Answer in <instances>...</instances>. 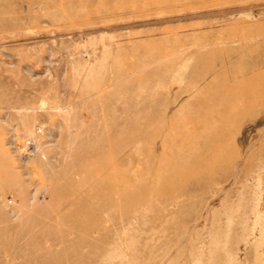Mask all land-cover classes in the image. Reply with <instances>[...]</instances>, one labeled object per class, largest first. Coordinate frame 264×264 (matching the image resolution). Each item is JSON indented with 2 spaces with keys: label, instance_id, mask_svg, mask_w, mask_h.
<instances>
[{
  "label": "rangeland",
  "instance_id": "1",
  "mask_svg": "<svg viewBox=\"0 0 264 264\" xmlns=\"http://www.w3.org/2000/svg\"><path fill=\"white\" fill-rule=\"evenodd\" d=\"M0 7V169L50 190L12 238L73 234L38 244L55 264H264V0ZM34 129L53 169L18 152Z\"/></svg>",
  "mask_w": 264,
  "mask_h": 264
},
{
  "label": "bare ground",
  "instance_id": "2",
  "mask_svg": "<svg viewBox=\"0 0 264 264\" xmlns=\"http://www.w3.org/2000/svg\"><path fill=\"white\" fill-rule=\"evenodd\" d=\"M5 4L9 5L10 3L7 4V2H6ZM10 7H11V5H10ZM4 24H7V23L0 21V27L3 26ZM29 122H30V120L25 122V127L27 128V130L28 129L30 130V128H31ZM36 130L34 129L33 134L30 133V134H32L31 137L29 138L30 141H27L25 144H19L18 145L19 146L18 152L20 153V155H23L25 153L24 152L25 151L24 150L25 145H26V149H27V146H29L28 149H32V151L37 152V155H35V157H34V159H32V161L36 162L37 159L38 160L41 159L42 161H45L46 169L49 167L51 169H53L52 168L53 167L52 162H50L48 160L49 159L48 158V149H44V148L40 149V145H36L34 143V141L37 140V136L34 134V132ZM26 153H25V157L27 155ZM50 160H52V158H50ZM27 167H28L27 165L25 166L21 163H18V166L13 164V168L11 165L9 167L8 171L3 170V172H1V169H0V176H1V174H3V176H2L3 178H7V174H9V177H10V175L15 176L18 180V182L16 181L13 185H6L3 182H1L2 180L0 179L1 180L0 181V187H1L0 188V264H29L32 262V260L29 258L26 259V257H24V255L29 253V252L35 254V258L33 259L35 261L37 258V259H40L42 261H47V262H49V264H55L57 262L58 258H60V255L57 252L50 253V254H46V253H43V254L39 253L38 254L37 251L40 249V248H38V244L42 243L41 241H45L46 243L44 246L56 245L55 243H58L57 241L63 242L66 240L67 237L68 238L73 237V234L72 235H66L64 237L61 236V237H58V239H57V237H48V236L45 237V235L43 233L38 234V233H35L34 230L30 229L29 230L30 237H28L24 241L21 239L12 238V235L11 234L9 235V233L11 231H15V229H18L21 225L24 224V220H20V221L16 222L15 221L16 216L17 215L24 216L25 213L28 211V208H29L28 205H30V202L34 206L35 205L34 203H36L35 200L38 199V195L42 194L43 198L45 199L46 196L50 192L48 187H45L42 189V187H40V186L39 187L36 186V188L33 187L32 188L33 192H31V186H34V181L32 179L28 180L27 178H24L28 174L27 172L24 171L25 170L24 168H27ZM5 189H14V190L16 189V192H18L17 193L18 195L14 194L13 196H11V198H9V197H7V195L4 191ZM30 193H31V198L29 197ZM78 202L79 201H77V203ZM83 203L85 204L84 207L89 211L90 210L89 203L88 202L87 203L83 202ZM71 208H73V204H72ZM71 208L69 207L68 209H71ZM94 209H95V207H92L93 211H94ZM102 210L103 209L101 207L97 209L98 212H100ZM9 211H10V213H9ZM46 216L50 217V213L47 212ZM26 217L27 218L25 221H38V223H41V221L37 215L29 214V215H26ZM77 224L78 223H76V225ZM78 227H79V229H81V231H83L84 234L93 235L94 233H98L99 236L94 239L95 241L100 239L102 236V234L100 235V233H101L100 231H98V230L93 231L96 228H101V227H98V221H96V222L91 221V220L87 221V219H86L85 221L81 222L78 225ZM85 237L86 236H84V238H82L81 241H79L75 245H77L78 247L83 246L85 244V240L88 241V239H86ZM28 242H29V244H28ZM72 247L75 248L74 245H72ZM36 248H37V250H36ZM97 253L96 254H94V253L90 254V253H86V252H84V250H82L79 253L75 252L72 256H70L68 258V260L71 264H75V262L76 263L84 262L87 260H90V261L94 260L95 262H97L100 259V257L102 256V253L101 254H99V252H97Z\"/></svg>",
  "mask_w": 264,
  "mask_h": 264
}]
</instances>
